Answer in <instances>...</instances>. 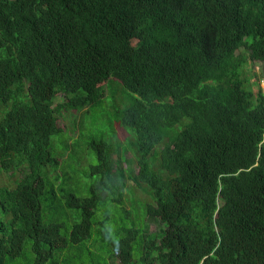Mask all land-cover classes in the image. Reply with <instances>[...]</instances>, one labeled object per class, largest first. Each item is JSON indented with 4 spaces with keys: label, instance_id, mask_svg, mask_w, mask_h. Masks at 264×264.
Here are the masks:
<instances>
[{
    "label": "trees",
    "instance_id": "trees-1",
    "mask_svg": "<svg viewBox=\"0 0 264 264\" xmlns=\"http://www.w3.org/2000/svg\"><path fill=\"white\" fill-rule=\"evenodd\" d=\"M249 62L264 79V0H0V176L25 166L0 186V264L95 250L99 198L53 181L51 142L59 114L102 104L113 79L135 95L120 117L139 172L94 139L91 175L117 201L128 178L145 187L164 226L122 227L113 264H264V90Z\"/></svg>",
    "mask_w": 264,
    "mask_h": 264
},
{
    "label": "rangeland",
    "instance_id": "rangeland-1",
    "mask_svg": "<svg viewBox=\"0 0 264 264\" xmlns=\"http://www.w3.org/2000/svg\"><path fill=\"white\" fill-rule=\"evenodd\" d=\"M246 74L252 77V81L260 80L261 85L254 86L255 91L262 86L264 90V79L261 72V64L249 62ZM253 75H256L253 78ZM262 77V79H261ZM113 86L108 90L107 96L102 104L88 107L81 110L71 109L60 115V127L62 133L52 138V154L60 161L58 167H52L53 181L59 179V185L66 191H73L82 197L96 195L99 198V210L94 226L96 235L93 246L94 251L88 249L85 253H74L78 261H85V264L101 263L113 264L109 257L116 248L118 239L117 232L122 227H132L133 224L145 227L150 233L161 231L163 224L152 217L145 215L144 205L152 203L151 196L145 187L139 188L128 178L126 189L122 199L119 192H114V187L101 185L100 175H91V167L98 164V157L94 150L88 147V143L94 139H104L114 145V159L120 160V155L124 158L123 167L127 171H132L135 175L139 172L137 157L134 150L129 146L132 131L123 125L120 113L127 108L132 98L135 96L128 92L124 86L113 79ZM116 82V83H115ZM111 83L109 82V85ZM108 85V86H109ZM128 97V99H127ZM65 98L59 95L54 104L58 105ZM4 111L0 105V114ZM158 147L156 150H158ZM155 168L156 164H155ZM25 166L11 173H3L0 176L1 187H14L16 182L24 175ZM109 188V189H108ZM145 189V190H144ZM48 205V204H47ZM47 205H45L47 207ZM51 210H55V215L63 216L60 205H52ZM1 213V210H0ZM73 257V256H72ZM81 264V263H77ZM118 264H121L118 261Z\"/></svg>",
    "mask_w": 264,
    "mask_h": 264
}]
</instances>
